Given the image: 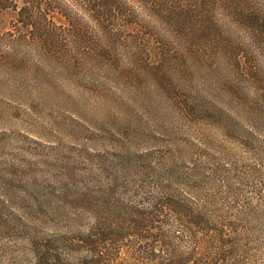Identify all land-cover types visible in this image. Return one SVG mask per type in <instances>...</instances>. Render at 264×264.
<instances>
[{"label":"rangeland","instance_id":"374dc122","mask_svg":"<svg viewBox=\"0 0 264 264\" xmlns=\"http://www.w3.org/2000/svg\"><path fill=\"white\" fill-rule=\"evenodd\" d=\"M70 3L61 51L31 33L23 40L18 9L0 6V264H35L36 242L102 264V183L118 178L122 200H134L152 172L130 164L141 158L199 170L190 184L209 208L243 224L234 230L247 242L242 264H264V42L219 15L235 60L213 43L161 78L132 44L104 47L100 26ZM140 232L122 246V264H150Z\"/></svg>","mask_w":264,"mask_h":264},{"label":"trees","instance_id":"16d2710c","mask_svg":"<svg viewBox=\"0 0 264 264\" xmlns=\"http://www.w3.org/2000/svg\"><path fill=\"white\" fill-rule=\"evenodd\" d=\"M50 1L57 6L48 8L46 2L50 4ZM71 1L90 16L95 27L100 26L104 47L109 48L110 40L114 38L132 44L138 53L145 55L144 70L154 74L159 71L161 78L176 72L179 64L176 60L185 58L181 62L184 68L188 59L193 63L195 56L213 43L218 51H223L222 55L235 60L237 44L232 45L230 39L222 40L216 32L221 26L219 15H227L230 20L235 15L237 23L252 29L264 42L257 34L264 36V16L260 15L255 0ZM70 5V0H22L21 6H17L15 0H0V6L18 9L16 22H22L20 34L23 40L31 33V39L38 37L45 45L49 43L48 49L53 47L56 51L66 46L58 42V38L70 31ZM54 13L62 20H54ZM161 25H167V29ZM161 31L169 36H164ZM119 32H126L127 36ZM139 161L132 160L130 164L152 172L145 187L137 189L134 200L127 203L122 200L116 191L118 178L110 175L111 178L102 183V197L106 199V202L102 199V211L105 212L102 216V264H122V246L140 231L149 235L153 253L150 264L243 263L247 242L235 233L237 226L243 228V224L234 226L232 221L218 217L209 208L211 202L198 194L196 189L199 187L190 184L195 177L201 180L199 170L191 168L189 172L174 158H168L166 162L152 158ZM162 240L167 242L164 248L158 245ZM60 251L57 246L36 242L34 263L101 264L96 258L82 263L61 258ZM127 259L131 260L129 256Z\"/></svg>","mask_w":264,"mask_h":264}]
</instances>
